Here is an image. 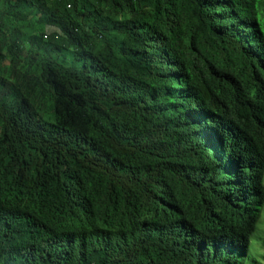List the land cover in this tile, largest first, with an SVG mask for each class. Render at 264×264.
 Masks as SVG:
<instances>
[{
    "label": "trees",
    "instance_id": "1",
    "mask_svg": "<svg viewBox=\"0 0 264 264\" xmlns=\"http://www.w3.org/2000/svg\"><path fill=\"white\" fill-rule=\"evenodd\" d=\"M251 172L264 0H0V264H264Z\"/></svg>",
    "mask_w": 264,
    "mask_h": 264
},
{
    "label": "clouds",
    "instance_id": "2",
    "mask_svg": "<svg viewBox=\"0 0 264 264\" xmlns=\"http://www.w3.org/2000/svg\"><path fill=\"white\" fill-rule=\"evenodd\" d=\"M257 100L260 101L261 98H258ZM256 175H257V172H251L250 176L246 179V182L249 188V193L252 197L260 198L264 201V182L260 183L259 181L255 180L254 178ZM259 223H260L261 228L264 231V205L258 217H253L251 220V225L246 233L249 235L248 240L251 234L255 231L257 224Z\"/></svg>",
    "mask_w": 264,
    "mask_h": 264
},
{
    "label": "rangeland",
    "instance_id": "3",
    "mask_svg": "<svg viewBox=\"0 0 264 264\" xmlns=\"http://www.w3.org/2000/svg\"><path fill=\"white\" fill-rule=\"evenodd\" d=\"M249 251L254 259L264 263V231L260 223L257 224L255 231L249 237Z\"/></svg>",
    "mask_w": 264,
    "mask_h": 264
}]
</instances>
